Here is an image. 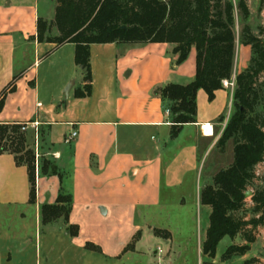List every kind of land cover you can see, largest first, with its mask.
Wrapping results in <instances>:
<instances>
[{"label":"crops","instance_id":"0c3cea01","mask_svg":"<svg viewBox=\"0 0 264 264\" xmlns=\"http://www.w3.org/2000/svg\"><path fill=\"white\" fill-rule=\"evenodd\" d=\"M56 6V0H0V92L6 90L0 123L29 125L30 145L37 155L47 147L45 155L54 157L63 175L61 182L38 167L31 203L27 167L0 154V264L264 263V227L244 255L223 259L230 245L247 243L241 234L224 237L215 257L202 247L211 207L201 204V184L213 181L204 172L227 125L237 75L224 81L213 100L200 89L196 122L172 137L169 103L154 91L195 79V48L176 64L169 43L91 44L92 92L79 98L75 91L85 72L75 61L76 45L36 39L38 19L54 21ZM245 64L237 59V67ZM73 130L77 136L66 144ZM62 187L72 196L68 221L43 224L41 207L55 203ZM166 202H191L193 211L202 206L207 213H182L178 220L186 225L168 229L172 236L165 239L153 230L160 225L157 216L171 213L153 212L163 211ZM69 225L79 227L78 235L70 234ZM137 235L134 249L125 252ZM89 243L101 251L88 249Z\"/></svg>","mask_w":264,"mask_h":264},{"label":"trees","instance_id":"16d2710c","mask_svg":"<svg viewBox=\"0 0 264 264\" xmlns=\"http://www.w3.org/2000/svg\"><path fill=\"white\" fill-rule=\"evenodd\" d=\"M54 21L38 19L39 42L57 45L74 43L75 61L85 72L84 85L75 91L76 97H86L92 92L90 46L94 43L123 42L169 43L176 64L187 60L193 48L196 50L195 79L187 84L170 83L159 86L154 93L169 103L172 118L171 136L176 137L184 124L196 122L197 95L205 90L210 100L215 92L230 80L235 66L236 34L234 4L230 0H56ZM243 17L249 16L245 0L239 1ZM53 28L57 35H50ZM256 35L245 25L240 35L243 45H250L252 57L245 70L236 76L234 112L218 141L224 147L234 142V161L221 169L201 190V204L211 207L210 224L203 241V253L215 257L219 242L226 236L235 238L241 234L247 243L232 244L223 259L244 255L255 240L256 231L264 227V188L252 191L253 215L241 213L247 205L246 191L256 179L255 168L264 162V116L258 106L264 103V27ZM263 79L261 82L260 80ZM12 85L9 90H13ZM0 92V109L3 105ZM224 117H221L223 120ZM22 124L0 123V154L9 153L16 164L26 166L30 182V202L37 198V168L40 174H56L62 182L61 167L50 159L42 163L35 148L28 142ZM72 208V196L61 188L53 204L41 207L43 224L63 218L68 221ZM72 236L79 233L77 225H69ZM155 235L164 238L170 234L156 229ZM139 235L135 236L124 251L133 250ZM94 251L101 249L87 244Z\"/></svg>","mask_w":264,"mask_h":264},{"label":"rangeland","instance_id":"374dc122","mask_svg":"<svg viewBox=\"0 0 264 264\" xmlns=\"http://www.w3.org/2000/svg\"><path fill=\"white\" fill-rule=\"evenodd\" d=\"M230 1H232V3L234 4V10H235L234 11L235 12L234 30H235V34H236V58H235V66H234L233 75L231 77V79H233L235 74L237 75L240 72H242L243 70H245L250 63V60L252 57V48L250 45L244 46L242 44V42L240 41V35H241L242 29L245 25L250 26L253 33H255L256 35H260L259 29H260V27H264V0H245L247 5H248V8H249V16L246 19L243 17V14H242L241 10L239 9V6H238L240 0H230ZM57 34H58L57 29L53 28L50 35H57ZM242 58L246 60V64L243 67H241L240 65H238V67H237V59L240 61ZM262 80L263 79H261L260 82ZM235 88H236V83H235V87L233 90V94H234ZM230 89H231V86H230ZM262 104H264V103L262 102ZM234 110L235 109H234V105H233V101H232V103L227 108V111H226L225 116H224L227 121L232 116ZM257 110L259 111V113H263V116H264V107L262 105L258 106ZM221 121H223V120L220 119L219 122H221ZM263 129H264V127H263ZM46 150H47V147H44L43 150L40 149L39 154L37 155V158H38L39 162H41V163H42V160L44 158L54 160V157H52L50 155H45L44 152ZM233 161H234V142H233V140H229L224 147H217L215 149V151L210 155V157L207 161L206 170L204 172L206 174L205 179L213 180V178L217 172H219L221 169H224V168H227L228 166H230L233 163ZM255 171H256V179H255L253 185H251L249 188V190L251 192L255 191L258 188H260V189L264 188V162H261L260 164H258L255 168ZM209 182L210 181H206V182L203 181V183L201 184L200 190L203 189V187L205 186V183H209ZM212 184H213V181H212ZM251 200H252V195L247 197V205L245 206L244 210L241 211V213L246 214L247 217H251L253 215V210H252L253 205H252ZM183 204H185V205H182L180 203L178 204L176 202H172V203L166 202L163 205V209H162L163 211H161V212H159V210L154 211L153 213H171L170 214L171 216L167 215L166 217H163V218H161L160 216H157L156 224H160V225H159V228H154L153 232L156 229H159L165 234H167V233L170 234V237L165 238V239H171L172 234L168 229L173 228V230H175L174 228H176V226L181 221L183 224L186 225V221H187L186 219L182 218L181 220H178V218L182 216L181 215L182 213H207L206 209L202 206H201L199 211H198V209L193 211L194 208H193V204L191 202L189 204H187V203H183ZM169 217H171V219H168ZM200 222H204V220L200 221ZM160 227H164V228H160ZM165 228H167V229H165ZM159 237H161V236H159ZM162 238H164V237H162ZM226 241H228V240H226ZM224 247H225V241H223L219 245V248H218L219 252L224 250ZM94 264H98V263H94ZM119 264H127V263L124 261H121Z\"/></svg>","mask_w":264,"mask_h":264},{"label":"built area","instance_id":"2783aa9c","mask_svg":"<svg viewBox=\"0 0 264 264\" xmlns=\"http://www.w3.org/2000/svg\"><path fill=\"white\" fill-rule=\"evenodd\" d=\"M165 112H166L168 115L171 114V111H170L169 108H166V109H165ZM28 127H29V125H27V124H23V125H22V128H21V131H26ZM76 136H77V131H76V130H73V131H71L68 135L65 136L64 142H65L66 144H70L71 142L74 141V139L76 138ZM256 264H264V263L258 261Z\"/></svg>","mask_w":264,"mask_h":264},{"label":"bare ground","instance_id":"6f19581e","mask_svg":"<svg viewBox=\"0 0 264 264\" xmlns=\"http://www.w3.org/2000/svg\"><path fill=\"white\" fill-rule=\"evenodd\" d=\"M204 129H205V132H206L207 134H211V133H212V127H211V126L206 125Z\"/></svg>","mask_w":264,"mask_h":264},{"label":"water","instance_id":"95a60500","mask_svg":"<svg viewBox=\"0 0 264 264\" xmlns=\"http://www.w3.org/2000/svg\"><path fill=\"white\" fill-rule=\"evenodd\" d=\"M246 197H249L250 195H252V192L250 190L246 191L245 193Z\"/></svg>","mask_w":264,"mask_h":264}]
</instances>
